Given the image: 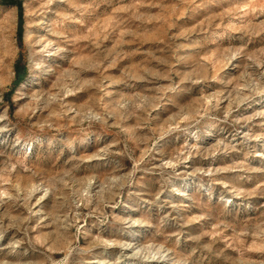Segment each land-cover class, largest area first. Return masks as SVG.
Wrapping results in <instances>:
<instances>
[{
  "label": "rangeland",
  "instance_id": "obj_1",
  "mask_svg": "<svg viewBox=\"0 0 264 264\" xmlns=\"http://www.w3.org/2000/svg\"><path fill=\"white\" fill-rule=\"evenodd\" d=\"M13 1L0 264H264V0Z\"/></svg>",
  "mask_w": 264,
  "mask_h": 264
},
{
  "label": "trees",
  "instance_id": "obj_2",
  "mask_svg": "<svg viewBox=\"0 0 264 264\" xmlns=\"http://www.w3.org/2000/svg\"><path fill=\"white\" fill-rule=\"evenodd\" d=\"M3 2L7 3V4H11V5H16L18 7V9L20 10V4L17 2H14L13 0H3ZM19 19H20V12H19ZM19 75H20V73L17 72V76H19ZM18 78H19L18 82H20L22 77H18Z\"/></svg>",
  "mask_w": 264,
  "mask_h": 264
},
{
  "label": "bare ground",
  "instance_id": "obj_3",
  "mask_svg": "<svg viewBox=\"0 0 264 264\" xmlns=\"http://www.w3.org/2000/svg\"><path fill=\"white\" fill-rule=\"evenodd\" d=\"M129 243V242H128ZM131 244V243H130ZM134 245V244H133Z\"/></svg>",
  "mask_w": 264,
  "mask_h": 264
}]
</instances>
